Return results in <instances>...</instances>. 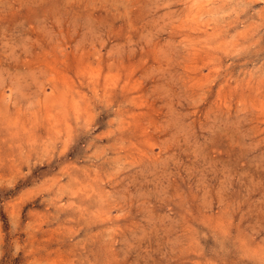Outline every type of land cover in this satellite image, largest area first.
Returning <instances> with one entry per match:
<instances>
[{
  "label": "rangeland",
  "instance_id": "obj_1",
  "mask_svg": "<svg viewBox=\"0 0 264 264\" xmlns=\"http://www.w3.org/2000/svg\"><path fill=\"white\" fill-rule=\"evenodd\" d=\"M0 264H264V0H0Z\"/></svg>",
  "mask_w": 264,
  "mask_h": 264
}]
</instances>
